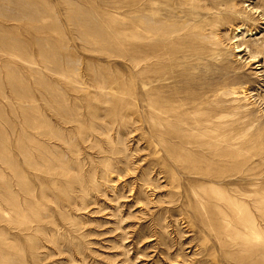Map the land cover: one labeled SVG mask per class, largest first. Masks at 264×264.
Here are the masks:
<instances>
[{
    "label": "rangeland",
    "instance_id": "1",
    "mask_svg": "<svg viewBox=\"0 0 264 264\" xmlns=\"http://www.w3.org/2000/svg\"><path fill=\"white\" fill-rule=\"evenodd\" d=\"M142 4L0 0V264H264V0H238L234 21L187 37L201 54L176 64L152 116ZM239 115L242 177L203 144ZM221 196L249 209L253 242Z\"/></svg>",
    "mask_w": 264,
    "mask_h": 264
},
{
    "label": "bare ground",
    "instance_id": "2",
    "mask_svg": "<svg viewBox=\"0 0 264 264\" xmlns=\"http://www.w3.org/2000/svg\"><path fill=\"white\" fill-rule=\"evenodd\" d=\"M142 1H143V4L141 5V7H142L141 11H143L144 15H146V17L148 18V21L145 22L147 27H146V30L143 32L144 33L143 37L145 39L143 41H145V42L143 43V45L142 44L139 45V46L142 45L140 49L143 51V60L145 61V64L143 66H144V70H146L145 76L143 79V83H144L143 85L144 86H143L142 91H141V97H142V99L146 100L148 105H149L148 106L149 108L145 109L147 116H152L153 110L150 109L151 108L150 104L156 105V107L160 106L161 110H159V109L158 110L156 109V110L161 112V111H163V109H162V105L164 103L163 101H165V99H167V101H170L172 99L171 95L166 97V94L164 93L165 95H163V93L161 91H163V89L166 86V84H165L166 80L176 79V77L178 75V73H177L178 71L175 69L176 64L178 62H180L181 60L183 62L188 61L192 55H193V57H198L201 54L202 46H200V44L197 46V43L195 45V42L192 43L193 40H191V39H188V41H186L187 37H190V36H202L203 37L206 35V30L208 29L207 27H210L211 30L213 31L216 24H219L221 22L222 23L223 22H229L230 23V22L234 21L233 14H237L240 11L236 8L238 6V0H142ZM202 1H205V2L208 1L209 3L208 4H201ZM201 9L214 10V12H216L218 15L216 17H213L210 14H208L205 17V16H203L204 13H202ZM227 10L230 11L232 14L225 13L223 16H220V14H222L223 12H226ZM254 12H257V11H254ZM139 13H140V10H139ZM241 13H242V11H241ZM251 14H253V13H249L246 16H244L243 14L242 15L245 17V19L247 21L250 22V20L252 19ZM166 18H168V19H166ZM236 18H238V17L236 16ZM159 21H161L163 23L165 22L167 24L168 28L164 27V24H162V23L158 24L157 22H159ZM189 21L192 23L189 24V26H187V22H189ZM151 22L156 23V25L148 24ZM133 23H135V21H133ZM135 24H137V23H135ZM160 25H163V26H160ZM241 30L242 29L240 28V26H238L237 31H241ZM181 41L187 42V43L183 44ZM245 41H244V43L248 44ZM179 42L182 43L187 48L185 50L183 48H182L183 50H181V49L179 50L178 49ZM193 44L195 45V47H192ZM139 46L135 45V43H130V45H128V47H130V49L133 50L134 52L138 51ZM243 46H244V44H243ZM188 47H190V48H188ZM203 47H205V46H203ZM207 47L208 46H206L205 48H207ZM237 47H238V49L236 51H240V52L245 50L246 48H248L247 54L249 53V57H247V58H250V61L256 62L259 60L258 59V55H260V54H258V53H260L258 51L259 49L257 50V52H258L257 53L256 50H252V48L251 47L249 48L248 45H245V47H242V46H237ZM207 49H209V48H207ZM179 53L182 54L180 56V58L178 56ZM132 54H135V53H132ZM242 58H244V57L242 56ZM138 63H140V62H137V64ZM178 65H179V63H178ZM237 67H235V69ZM239 67H240V65H239ZM136 70H138V69H136ZM237 72H239V71L236 69V73ZM237 74H239V73H237ZM180 75H179V77H180ZM181 77H182V75H181ZM108 87H110V86L108 85L106 88H108ZM103 88H104V83H101L100 84V90ZM105 90H107V89H105ZM132 90H131V92H132ZM111 94H112V92H111ZM130 95H131V93H130ZM190 96L193 99L192 103H195V102L198 104L203 103V100H202L203 97L198 98V97H195L193 95H190ZM138 98H139V96H137V99ZM106 100H108V99H106ZM263 100H264V97H263ZM117 101H118V99H117ZM122 105H124V104L122 103ZM192 105L194 106V104H192ZM189 109H190V107H189ZM231 111L232 110L223 109L222 112L224 114H227L229 112L231 113ZM218 112L219 113H216V114L223 115L220 111H218ZM97 114H98V112H97ZM125 114H126V112H125ZM216 114H215V116H216ZM213 116H214V114H213ZM211 118L212 117L206 118L205 122L211 121ZM240 119H241V116L239 115L235 121H227V122L222 121V122L217 123L216 126L211 129V131H220L221 136L208 139V140L204 141L203 144L206 145L208 147V149L211 151L216 150V147H218V146H222V150H223L222 155L225 157V159H224L225 166L228 168V170L232 169V173H234L236 175H240V177H242L246 174V170H245L246 162L244 159H240V160L234 159L235 156H239V155H241V153H243L244 150H247V148H246L247 143H244L243 140L240 141V138H241V135H240V133H241V124L240 123H241V121H240ZM236 122H237V124H239V125H236L237 127H235ZM159 124L162 125V123H159ZM149 127L152 130H154V127L152 125ZM158 128H160V127H158ZM207 130H209V129L207 128ZM157 135L160 136L159 134H157ZM167 155H169V154H167ZM151 157H153V156H151ZM153 170H155V169H153ZM111 171L112 170L108 169L106 172H109L108 174H110ZM111 175H112V173H111ZM123 175H125V174H123ZM128 175L129 174H127V176ZM151 175H152V173H151ZM120 176H122V175H120ZM122 177H124V176H122ZM118 178H119V175H118ZM145 179L147 180V182L153 183V181L150 182V180H152L153 177L148 175ZM261 189L262 188L257 187L256 192H259ZM130 191H131V188H130ZM240 194L245 195V197L247 195L244 192H240ZM260 197H261L260 199H254V202L255 203H264V195L260 196ZM219 199L224 201V202H227L230 206H232L230 212L229 211L227 212L230 214V216H232V212H235L237 214V219H238L239 224H240V226L238 225L236 227L238 233L247 236V239H248V237H250L251 242H253L254 239H256V237H259V235H260L259 229L255 225L252 217L251 218L250 217H247V218L243 217V212L245 210H249V209H244L243 203L231 201L230 198H227L226 196H221V197H219ZM176 207H178V206H176Z\"/></svg>",
    "mask_w": 264,
    "mask_h": 264
}]
</instances>
